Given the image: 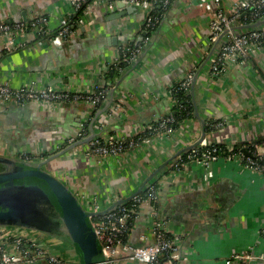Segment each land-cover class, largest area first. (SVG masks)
<instances>
[{"label":"crops","instance_id":"crops-1","mask_svg":"<svg viewBox=\"0 0 264 264\" xmlns=\"http://www.w3.org/2000/svg\"><path fill=\"white\" fill-rule=\"evenodd\" d=\"M237 1L223 0V11ZM69 2L0 0V21L43 15L55 30L73 15ZM207 4L209 13L202 10ZM134 8L131 15L106 21L105 11L93 6L85 13L84 26L76 27L71 37L57 45L50 40L35 42L34 36L27 35L23 49L9 54L0 49V76L14 87L37 82L45 87L61 84L90 91L100 86V73L118 59L121 47L141 39L145 13ZM214 11L211 0L172 2L150 36L147 55L115 97V103L126 111L111 116L102 128L95 127L97 136L129 137L139 127L167 115L173 106L168 94L171 85L187 72H196L214 44L205 47ZM114 37L116 45L109 46L107 38ZM197 85V102L205 121L224 123L222 128L206 132L208 143L223 144L228 150L250 148L251 143L264 145V49L243 63L227 65L219 79L211 77L208 63ZM142 93L149 97L136 106L134 100ZM86 115L80 104H65L55 111L31 103L0 107V154L19 157L63 147L64 139L76 132ZM199 135V123L193 118L184 120L171 135L154 136L123 155L91 159L69 153L47 167L78 200L98 196L115 201L131 194L172 159L149 187H157L161 218L167 220V228L176 238L181 256L176 264H225L231 256L244 257L246 264H264V176L239 160L226 158L209 163L190 161L178 171L170 168L183 154L177 155L179 151L195 143ZM258 152L263 153L264 148ZM148 210L147 206L138 210L128 240L132 245H138L140 235L147 231ZM118 264L135 263L123 259Z\"/></svg>","mask_w":264,"mask_h":264},{"label":"built area","instance_id":"built-area-1","mask_svg":"<svg viewBox=\"0 0 264 264\" xmlns=\"http://www.w3.org/2000/svg\"><path fill=\"white\" fill-rule=\"evenodd\" d=\"M73 14L81 11L80 18L76 21V27L84 26L85 13L91 7H100L109 14L116 9V3H124L130 7H138L145 13L141 32L140 41L134 43V48H127L121 52L125 53L122 57L115 60L112 65H116L119 61L132 65L141 53L142 45L150 40V29L157 24L160 19L151 16V12L156 6L167 10L175 0H69ZM204 1V0H202ZM215 11L208 23V48L214 43L218 37L225 31L229 30L233 25H249L248 19L259 20L264 13V0H238L233 4L227 12L223 11V0H211ZM202 10H210V6H202ZM242 17H245L241 20ZM255 22V21H254ZM60 26L55 36L49 40L53 44H60L74 33L69 26ZM53 30L49 27V21L45 16L33 17L27 21L9 22L0 21V49L5 53H14L23 49L27 44V35H32L37 40L40 37H49ZM41 43V41H38ZM264 49V28L249 31L239 37L232 34L229 35L228 41L221 46L220 51L210 62V75L213 79H219L229 64L238 65L247 61L250 57H254ZM108 66V67H109ZM106 67L105 71L108 69ZM104 71V72H105ZM103 72V73H104ZM100 73L99 78L103 75ZM194 71L186 73L179 87L184 91H189L193 83ZM108 89L96 85L90 91H77L71 87L56 84L54 86H41L37 82H31L19 87H14L7 78L0 76V103L4 108L11 105L23 106L29 103L48 110H58L65 104H80L84 106L86 118L80 122L76 132L64 139L63 147H54L44 153H21L19 157L29 160L28 156L41 157L42 154H53L63 150L73 143L83 140L88 136L86 132V124L91 111L98 110L101 103L107 99ZM168 94L171 96V90ZM149 97L147 93H142L139 100H134L136 106H141ZM120 111L124 112L122 106L113 103L108 110L106 116L100 121L99 128L103 127V123L107 122L111 116H116ZM88 112V113H87ZM193 119V118H190ZM189 120V119H186ZM174 119L171 116H164L156 121L139 127L134 135L129 137H118L113 134H107L102 138V143L94 139L87 145L72 149L69 153L74 155L81 153L85 157L91 159H103L106 157H117L126 152L133 151L141 145H146L150 138L154 136L171 135L175 130L172 125ZM224 125L223 122H215L213 129H220ZM97 127V128H98ZM96 138H101L97 136ZM260 147L264 145L251 143L252 156L240 154H230L226 159L239 160L246 167L258 171L264 176V165L258 164V160L264 162V152L259 153ZM229 151H233L229 149ZM255 157L258 159L256 160ZM40 159V158H39ZM218 159L216 148H209L206 138H203L198 146L193 148L184 162L181 157H177L169 166L171 169L178 171L187 162H214ZM82 207L91 211H97L100 207L107 205L113 200L99 198L98 196L78 200ZM131 208L126 205L116 208L114 211L103 216L96 217L91 220V226L97 235V241L103 253L105 264H118L123 259L135 264H176L181 260L180 253L177 249L176 238L171 235L167 228V220L161 218L158 197L156 189L148 187L144 192L135 195L129 202ZM142 206L149 208L150 215L147 231L140 235L139 244L132 245L129 243L132 229L137 220L138 210ZM242 256H231L225 260V264H246ZM48 264H69L67 263L50 245L44 240L37 238L25 230L14 228H0V264H40L41 262Z\"/></svg>","mask_w":264,"mask_h":264},{"label":"water","instance_id":"water-1","mask_svg":"<svg viewBox=\"0 0 264 264\" xmlns=\"http://www.w3.org/2000/svg\"><path fill=\"white\" fill-rule=\"evenodd\" d=\"M115 11L106 14V21L117 20L126 15L135 13L134 7L124 3H116ZM17 21H27L18 18ZM264 28V16L250 25H233L225 30L214 42L203 64L194 73L193 83L190 88V96L194 108V118L198 121L200 135L192 145L179 151L177 155L191 151L198 146L206 135V121L203 118L197 102V82L202 70L210 64L211 59L220 51L229 35L239 37L249 31ZM109 46L116 45L117 39L107 38ZM151 40L148 42L150 45ZM147 44V45H148ZM144 46L139 57L133 64L121 72L113 88L109 91L106 101L96 111L94 118L89 123L88 136L77 141L63 150L50 154L42 159L24 160L16 156L0 154V228H14L25 230L29 234L44 240L69 264H105L102 250L97 241V235L91 226V220L114 211L116 208L127 205L131 199L144 192L157 176L161 175L167 165L172 161L168 159L159 168L155 169L131 194L117 199L100 207L97 211H91L81 206L74 192L69 186L57 178L48 170L50 162L61 158L72 149L87 145L97 137L95 127L99 126L108 110L115 102V97L121 91V85L128 75L136 68L137 64L147 55L150 46ZM126 94V93H125ZM124 95V94H123ZM0 107L3 105L0 103ZM93 111H91L92 113ZM88 113V112H87ZM244 155L249 156L245 151ZM26 167L33 168L26 170ZM30 179L31 182L27 180ZM39 179L45 185L34 182ZM47 187V188H46Z\"/></svg>","mask_w":264,"mask_h":264},{"label":"trees","instance_id":"trees-1","mask_svg":"<svg viewBox=\"0 0 264 264\" xmlns=\"http://www.w3.org/2000/svg\"><path fill=\"white\" fill-rule=\"evenodd\" d=\"M165 11H167V10H164L160 6H156L153 9V11L151 12V16L156 17V18H158V19L161 20V18L163 16V13ZM80 16H81V11L79 10L78 12L74 13L72 16H70L69 18H67L63 26H66L67 25V26H69L71 28V30L72 29L75 30L76 29V25H75L76 24V21L80 18ZM263 16H264V13H263ZM244 18L245 17H242L241 20H243ZM160 20H159V22H160ZM8 21L9 22H14L12 20H8ZM247 21H248V23H250V22L255 23L258 20L256 21V20H250V19H248ZM159 22L157 24H154L153 27L150 29V36L153 35V33L157 31V27H158ZM253 23H250V24H253ZM59 29H60V27L57 28V29H55V30H53L49 34V37H47V38L40 37L39 40H37V42L38 41L43 42V41L49 40L50 38H52V36H55L56 35V32ZM127 48H130V49L131 48H134V44H132V45H126L124 47H121L120 57H122L125 54V53H123L121 51L122 50H125ZM130 66H131L130 64H126V63H123L121 61H119L116 65L109 66L108 69L100 77L99 83H100L101 87H104V88L108 89V91H110L111 88H113V86H114L117 78L121 74V72L124 71L125 69L129 68ZM185 75H184V77H185ZM181 81L180 82H176L173 85H171L170 90H171V98L173 100V106L170 109V111L167 113V115H165V116H171L174 119V123L172 125L173 129L178 128V126L184 120L190 119V118H194V108H193V104H192V100H191V96H190V90L187 92V91H184V90L180 89L179 85H180ZM102 104L103 103H101V105L99 106V108L102 106ZM96 111L97 110L93 111L88 116V121H87V124H86L87 125L86 126V132H89V129H88L89 123L94 118V116L96 114ZM214 123H215V121H210V120H207L206 121V124H205L206 132H209V131L213 130ZM95 139L98 140L99 143H102L103 142L102 141V138H95ZM212 147L213 148H216V153L218 155V158H227L231 153L232 154H240L242 152V148L244 149L243 151H247L252 156V153H251L252 152V149L251 148H248V147H243V146L241 148L235 147L233 149V151H229L225 147V145H223V144L209 143V148H212ZM188 154L189 153L186 152V153H183L180 156L184 162L187 161ZM48 155L49 154H45V155H43V157H47ZM28 158H29V160H34V159H37L38 157H34V156L29 157L28 156ZM255 159L258 160L256 157H255ZM175 161H177V159ZM258 164L264 165V162L261 161V160H258ZM25 169L26 170H32L33 168L26 167ZM27 181L28 182H31L30 179H28ZM34 182H36L39 185L45 187V185L39 179H35ZM154 189H157V187L155 186ZM126 207L127 208H131L130 203H128L126 205Z\"/></svg>","mask_w":264,"mask_h":264}]
</instances>
